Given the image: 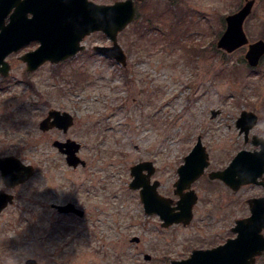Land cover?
Wrapping results in <instances>:
<instances>
[{
    "label": "rangeland",
    "instance_id": "rangeland-1",
    "mask_svg": "<svg viewBox=\"0 0 264 264\" xmlns=\"http://www.w3.org/2000/svg\"><path fill=\"white\" fill-rule=\"evenodd\" d=\"M244 2L138 1L137 17L119 34L126 67L93 51L112 44L102 32L86 37L85 51L73 59L36 71L19 57L39 42L8 57L10 73L0 75V156H16L36 171L14 188L0 172V189L14 195L0 213V264H169L189 252L192 229L162 227L159 217L146 216L139 189L130 187L131 168L152 161L151 183L171 199L177 169L199 137L215 167L256 148L253 134L264 136V56L251 67L248 45L233 53L217 47L226 16ZM158 13L162 19L142 36L147 18ZM244 29L250 42L264 39V0ZM52 109L73 115L67 133L40 129ZM243 110L259 117L248 140L237 126ZM67 138L82 144L85 166H69L53 145ZM69 201L85 215L53 207ZM226 208L232 214L240 206Z\"/></svg>",
    "mask_w": 264,
    "mask_h": 264
},
{
    "label": "water",
    "instance_id": "water-1",
    "mask_svg": "<svg viewBox=\"0 0 264 264\" xmlns=\"http://www.w3.org/2000/svg\"><path fill=\"white\" fill-rule=\"evenodd\" d=\"M143 1V0H138ZM257 0H245L244 5L234 13L226 17V28L217 41V47L227 53H233L239 48L248 45L245 58L253 67L259 65L264 56V39L250 43L245 32L244 24L253 11ZM11 13V14H10ZM137 6L135 0H119L113 4H100L92 0H0V73L7 76L10 73V64L6 57L27 44L37 41L40 45L32 51L26 52L21 59L26 62L28 71H35L48 61L60 63L78 53L84 51L86 46L84 40L95 32H103L111 40L112 45L93 47L102 56H109L123 66L127 65V54L119 43V34L124 31L136 18ZM9 16V22L6 18ZM218 111L214 110L213 115ZM258 116L252 111H243L237 120L241 131L249 134L252 127L257 123ZM74 125V117L69 112H62L57 109L50 110L48 115L40 122V129L47 131L53 128L68 132ZM53 145L66 156L69 166L77 168L85 166L86 161L79 156L82 145L74 140H55ZM264 155V148L261 152L242 150L233 159L228 168L222 172V176L230 183L239 185L257 181L261 173L258 155ZM208 154L203 146L201 138L198 139L194 149L185 158V163L180 166V178L175 183L177 188H186L201 174L207 166ZM260 159V158H259ZM152 163H142L132 168L134 180L130 186L141 188V198L145 204L147 213H160L164 220L162 225L170 227L175 223H189L192 219V195L188 193L187 203L181 206V211L175 212L167 198V207L159 209L154 206L156 193L154 185H150L148 176L143 175V170L152 172ZM0 171L5 184L15 187L27 182L35 173L34 165L25 164L16 156H0ZM14 195L0 189V213L9 204L13 203ZM61 213H75L79 217L85 215V211L74 203L54 204ZM253 216L249 220L256 221L254 228L264 227V197L251 201ZM263 220L261 223L260 221ZM255 225V223H254ZM240 236L233 239L229 244L230 250H238L240 247L250 245L252 241L245 238L243 234L251 233L240 222ZM243 235V237H241ZM138 238H136V241ZM258 243V242H257ZM260 246V244H258ZM263 246V245H262ZM264 247V246H263ZM237 250V251H238ZM207 255V256H206ZM208 251H201L199 256L205 260L195 261L193 254L190 258L182 261L174 260L169 264H212L208 260ZM234 258V259H233ZM201 262V263H200ZM26 264H37L35 259L27 260ZM226 264H249L241 260L239 254L231 257Z\"/></svg>",
    "mask_w": 264,
    "mask_h": 264
},
{
    "label": "flooded vegetation",
    "instance_id": "flooded-vegetation-1",
    "mask_svg": "<svg viewBox=\"0 0 264 264\" xmlns=\"http://www.w3.org/2000/svg\"><path fill=\"white\" fill-rule=\"evenodd\" d=\"M9 20L10 19L8 16L6 18V23H8ZM21 49L10 53L6 57V61H8V63L10 64V68L12 66V63L8 59V57L17 54L18 52H20ZM21 56L19 57L20 59ZM1 66L2 65H0V67ZM0 75L4 78L7 77L3 76L1 73ZM250 132L248 135L245 133V137L247 140L249 139ZM252 141L255 144L256 148H248L246 150L257 153L263 151V135L253 134ZM257 159L259 160L261 168V173L258 176L257 181L253 183H244L238 186V184L236 183L234 185L228 183V181L221 174L228 168L230 164L228 166L223 164L222 166L215 167L210 161L208 154V164L201 172V174L189 185V187H175L174 194L176 195V197L171 199L167 196L162 195L159 192L160 183L158 181L151 183V177L156 172V167L154 163L152 161L147 160L137 163H152V172H150L148 169H144L143 175L148 176L150 185L155 186L153 187V190L156 193L154 206H158L159 209H165L167 207V198H169L171 207L175 208V212H179L181 211V206H184L187 203L186 195L188 193H191L192 195V219L187 224L182 221L174 224L176 226L184 227L183 229H192L193 231L192 237L190 238L192 246L189 252L184 256L178 258V260H186L190 258L193 254H195L198 255L194 257L195 261H202V259H205L202 256H199V254L201 253V251H208V260L212 262V264H226V262L230 260L231 257H235L237 256V254L240 255L241 260L247 261L249 264H264V227L254 228L257 222L254 220H249L253 216L251 201L264 197V155H258ZM180 166L177 169L178 179L180 178ZM255 189L257 190V192L255 194H250V191ZM201 190H204L206 193L201 194ZM137 191L140 193V189ZM214 194L216 197H214ZM236 195L239 196L236 197ZM228 204L234 205V207L240 206V208H235L231 214V211H229L230 209L228 210L226 208ZM144 211L146 216L159 217L162 221V225L163 219L161 218L160 213H147L145 205ZM239 212L240 214H237ZM240 222H244V226L246 227L241 229H249L247 228V225L252 227L251 233L249 232L247 234H243L244 237L250 239L252 243L249 246L246 245L240 247L239 250L238 248H236L238 251L235 249L230 250V248H228V244L233 239H237L240 236V228L239 230L237 229V226ZM260 222L262 223L263 220H261ZM162 227L164 226L162 225ZM243 235H241V237H243ZM258 244H260V246ZM151 259L152 256L150 255L147 260Z\"/></svg>",
    "mask_w": 264,
    "mask_h": 264
},
{
    "label": "trees",
    "instance_id": "trees-1",
    "mask_svg": "<svg viewBox=\"0 0 264 264\" xmlns=\"http://www.w3.org/2000/svg\"><path fill=\"white\" fill-rule=\"evenodd\" d=\"M159 19H162V13H158L156 15H153L151 16L150 18H147V24H150L148 27V29H146L145 31H142V36L147 32V30H150L152 29V26L155 24V21L159 20ZM180 20V19H179ZM155 30H158V28L156 27ZM56 72H59V71H56ZM55 74H58L56 73Z\"/></svg>",
    "mask_w": 264,
    "mask_h": 264
}]
</instances>
